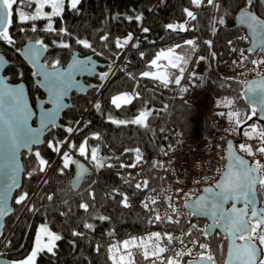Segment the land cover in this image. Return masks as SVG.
Instances as JSON below:
<instances>
[{
	"label": "trees",
	"instance_id": "1",
	"mask_svg": "<svg viewBox=\"0 0 264 264\" xmlns=\"http://www.w3.org/2000/svg\"><path fill=\"white\" fill-rule=\"evenodd\" d=\"M216 2L220 5L219 9L207 6L196 8L191 0H82L79 11L70 10L66 3L63 18H54L53 26L58 31L61 28L67 29L71 33L70 36L44 31L47 26L46 20L34 22L37 31L32 32L31 23L21 24L15 16L13 17L10 34L15 40V45L0 41V51L11 62L6 74L11 76L12 82L24 81L27 84L33 103L43 94L34 85L33 69L19 55L20 49L27 41L42 40L48 46L46 61L50 66L56 60H59L61 65H65L76 50H79L82 56L94 55L100 62L109 65L100 71V74L110 75L105 81L99 79L100 74L86 79L87 83L93 85L92 91L86 96L76 93L73 95V107L61 120L63 127H54L46 141L69 139L71 136L64 131L66 127L82 129L72 134V141L79 145L86 139L89 148L99 147L98 155L104 157L105 163L112 164L113 167L96 169L90 157H83L77 154L78 151L72 150L75 160L78 158L85 160L94 171L86 179L83 187L76 192L70 183L74 164L61 174L59 169L62 167V161L57 159L58 154L49 149L47 144L35 149L40 151L42 157L51 165L45 173L36 171L34 157L24 154L23 162L26 172L23 187L15 197L21 191L27 192L29 201L26 205H16L13 201L15 213L6 221L4 237V240L11 241V244L7 249L3 246L2 258L15 260L25 257L32 248L35 231L40 223L47 224L62 239L57 242L56 254L42 252L37 258V264H115L110 256L113 245L133 237H146L157 231L179 234L175 225L148 222L150 216L141 204L147 189L141 191L129 187L135 195L128 208L122 206L121 197L112 193V190L119 185L124 169H135L122 168L119 165L135 162L136 148L140 149L143 157L136 167L139 168L148 157L157 152L162 144L165 145L171 141L164 134L167 122L177 125L183 138L190 137L194 132L199 131L203 139L208 142L214 134L205 111L174 97L176 85L169 84L168 87H164L157 80L141 76V73L145 71H154V68L150 67L151 61L164 45L168 43H173L174 46L184 45L186 40L194 37L195 51L189 46H184L181 53L189 58L185 73L194 67L198 55L207 56L209 66L206 73L192 77V81L202 84L220 109L227 113L237 111L240 116L236 119L244 121L247 115L251 114L253 106L245 99V87L242 83L245 81L231 79L219 69L221 61L233 57L227 42L232 40L240 30L232 27V21L243 6V0H216ZM185 9L196 13L197 19L186 23ZM253 9L264 18L263 6L258 7L254 4ZM137 16L142 17V20L137 21ZM128 17L132 19L129 20ZM221 18L225 21L223 25L218 23ZM172 22H185L187 27L195 30H169L166 26ZM145 27L149 29V32H143L142 29ZM21 28L24 31H21ZM129 34L132 35V40L123 47H116V40L119 39L123 44ZM103 35H108L109 39L101 40ZM202 36H207L208 40L213 41L211 49L204 44ZM77 39L91 43L95 53L92 49L78 44ZM160 39H163L162 44H158ZM53 41L56 43L54 44ZM61 42L69 43L71 47L61 48L58 46ZM177 51L181 52L180 49ZM212 52L216 53L215 57L211 55ZM123 54L122 61L116 67L117 58ZM244 55L252 60L256 58V54L250 51H246ZM125 92H131L134 96L133 100L129 104L116 108L111 103L112 98ZM137 93L139 98H136ZM229 102L231 105L226 106ZM97 103L100 104L99 110L95 108ZM147 108L153 112L147 120V128L131 123L126 126L112 123L113 120L130 119ZM255 117L246 120V123L242 122L240 126L247 130L255 125L257 130H262L260 124L254 121ZM86 124L87 127H85ZM94 134H99L101 139L95 140ZM29 171L34 172L31 178L27 175ZM141 175L149 181L150 188L165 186L170 180L167 171L161 168L154 169L151 165H147L141 171ZM131 183L134 185L135 180L131 179ZM89 191H94V201L89 199ZM110 193L114 195V199L107 198ZM48 195L53 196L51 201L46 198ZM259 195L261 199H264V188H259ZM82 202L92 205L88 212L79 207ZM29 205H34L38 211H29ZM100 216L110 219L99 220ZM84 223H92L95 231L84 228ZM205 226L206 221L200 220L197 227L203 229ZM180 227L186 228L187 224L181 222ZM74 231L82 232L84 235L73 236ZM111 234L114 236L111 237ZM199 238L201 242L209 245L217 263L224 261L227 249V239L224 236L216 233L206 240L202 235ZM195 250L196 253L203 251L198 248ZM132 252L135 264H150V261L145 260L136 248H133ZM188 259L189 257H184L185 261Z\"/></svg>",
	"mask_w": 264,
	"mask_h": 264
},
{
	"label": "snow or ice",
	"instance_id": "2",
	"mask_svg": "<svg viewBox=\"0 0 264 264\" xmlns=\"http://www.w3.org/2000/svg\"><path fill=\"white\" fill-rule=\"evenodd\" d=\"M70 10L79 11V6L82 0H0V41L6 42L9 45H15V40L10 34V29L13 26V17L21 24L31 23V31L36 32L37 27L34 22L39 20H46L47 26L44 31L49 33H56L57 35L70 36L71 33L67 29L61 28L59 31L53 26L54 18H63L65 7ZM192 5L196 8L211 7L213 9H219L220 5L216 0H191ZM264 6V0H243V6L239 10L238 23L241 26L247 28V30L255 38L256 48L261 52H264V18L257 14L253 9V5ZM25 9L29 10L26 11ZM47 9V10H46ZM187 17L186 23H191L197 19V14L193 11L185 9ZM129 20L132 17H128ZM137 21H141L142 17L137 16ZM218 23L223 25L224 19H219ZM172 31H194V28L187 27L186 24L173 25L168 24L166 26ZM24 31L23 28L20 29ZM143 32H149L148 28H143ZM216 29L213 28L215 33ZM247 39L248 37H243ZM108 35H103L101 40L107 41ZM132 40V35L128 37L121 44L120 40H116V47H123ZM78 44L84 48L92 49L95 53V49L92 44L83 39H77ZM55 44L56 41H53ZM231 45L233 42L229 40L227 42ZM204 44L209 49L213 46L212 40L204 41ZM38 45V47H37ZM61 48H70L71 45L66 42H61L59 45ZM184 46H189L193 51L196 48V41L193 39L186 40L184 45L176 44L174 47L169 48L167 51H161L151 61L150 67L159 70L164 68L163 74H157L150 71L141 73L143 78H150L159 81L164 87H168L169 84L180 86L184 79V73L186 66L189 63V58L186 54H181ZM180 49L181 52H177ZM48 46L44 44L42 40H38L31 47L28 48L25 55L36 66L37 71L34 75L43 77L42 86L46 87L49 93L48 102L54 107L51 109L41 106V111L37 119L39 120L40 127L33 128L30 125V120L36 115L27 104L24 98V90L22 86H10L6 83V77L0 76V219L7 216L12 209L9 208L8 202L12 198V193L21 187L19 176L23 171V168L19 161V154L21 150H27L28 153L34 157V163L37 165L36 171L39 173H45L50 167V163L47 159L42 157L40 151H33L34 145H40L46 143L47 147L53 152L59 154L64 145H67V149L61 156L62 167L59 169L61 174L69 168L71 164H77L79 166V176L77 182L83 179L88 173V169L79 164V161L71 159L69 155L70 150H76L83 157H90V161L95 165L96 169H103L105 167L111 168L112 164L105 163L104 157L98 155L99 147H88V141L85 139L79 145L75 141L69 139L52 141H44L41 136L44 132L56 127V120L60 115L63 108L66 107L64 103L65 97L68 95V91L71 88L79 87V81L75 79V76L80 73H88L89 75L95 74V64L89 58L88 60L75 59L71 66L67 69H63L59 60H56L51 66L39 63L42 51H47ZM256 49H251L255 51ZM232 51L237 49L232 48ZM102 55V53H100ZM241 56H244L241 51ZM141 55H143L141 53ZM213 57L216 56L215 52H212ZM165 59L167 64L161 65L158 62L161 59ZM198 59L203 61L205 56H199ZM247 59V57H245ZM251 63L259 68L260 65H264V59L252 60ZM5 62L0 57V69H3ZM22 75V73L20 74ZM191 75H195L192 73ZM108 74H100L99 79L105 81ZM247 85L245 95L253 105L250 115H247L246 120L252 119L253 116L258 115L255 105L262 106L261 111H264V76H261L260 80H253L251 82H242ZM103 85H101L102 87ZM181 91L187 92V87H182ZM136 98H139L137 93ZM133 100V96L129 94L117 95L112 98L111 103L116 107H121V102L129 104ZM231 102L228 105L230 106ZM97 110L100 109V104H95ZM152 111H140L137 118L131 121H115L112 123L117 125H127L129 123L137 126L147 128L146 121L152 116ZM221 116H225L224 112L219 113ZM240 114L236 112L227 113V117L230 121H233L234 117H239ZM111 119V118H110ZM246 120L241 121L235 119L234 123L237 127L241 123H246ZM91 123L90 121L88 122ZM88 125L86 124L85 127ZM63 127V126H60ZM251 132H245L244 135L250 139L257 138L260 141V147L257 151L264 154V130L257 131L256 126H250ZM82 129L74 127H66L64 131L71 136L74 132L81 131ZM254 134V135H253ZM94 139L99 141L101 139L99 134H94ZM239 149L243 152L253 155L250 145L241 144ZM129 151V150H125ZM135 162L125 165L120 164V167L136 168L142 161L143 157L140 153V149L135 150ZM164 156L169 153L164 149H161ZM118 159V158H117ZM229 163L227 168L221 172L220 178L217 180L215 187L208 186L203 189V192L207 195H196L193 193H185L184 201L185 206L190 210V215L194 217L208 216L211 218L212 223L207 228H199L196 224L185 217L184 223L187 224L186 228L180 227L181 220L179 218V211L175 206V202L171 195H168L166 200L163 201V207H161V201L158 200V196L162 195L157 189L150 188L149 181L143 180V183L136 182L134 185L131 181H126L130 187H134L135 190L149 189L152 192H157V195L147 197L151 203L143 202L142 207L149 214V223L158 224H171L175 225L179 230V235H174L171 232H153L146 237L130 238L129 240L122 241L118 245H113V249L119 254L113 256L115 264H125L127 257V264H135L133 258L132 249L136 248L145 260L150 261V264H200V262H207V264H216V259L209 249L207 243H203L200 240L202 235L205 240L212 235L216 228L221 229L225 234V238L230 241L228 251L227 264H264V207L257 208V192L256 185L259 183L264 186V165H261L259 161H256L255 165L249 164L242 157L236 156L232 152V145L229 144ZM154 169L161 168L167 171L162 161H154L151 165ZM34 172L29 171L28 177L31 178ZM199 183V181H197ZM112 193L121 197L120 203L123 207H130L129 197L125 193H120L118 190L113 189ZM110 193L108 199H114V195ZM196 195L195 200H192V196ZM89 199L95 200L94 191L88 192ZM49 201L53 199L52 195L46 197ZM29 201V193L21 191L14 199L16 205H26ZM191 201V203H188ZM229 207H225L229 205ZM238 204H242V207H237ZM79 207L85 212H88L92 205L88 202L80 203ZM29 211H38L34 205L28 206ZM163 211V215H161ZM171 213V214H170ZM175 217V218H174ZM99 220H108L109 217L100 216ZM83 227L95 231L92 223H84ZM195 233V235H194ZM73 236H82L84 233L74 231ZM4 233L0 232V242L3 241ZM46 237V241L44 240ZM62 237L52 231L47 226H41L40 234L37 236L33 250L29 255L21 260H12L9 264H36L37 257L42 252L49 254H56V242L60 241ZM242 242V243H241ZM11 241L4 242L5 249L9 248ZM198 248L203 250L197 253L195 261H185L184 257H192L193 249ZM99 249L97 248V251ZM111 250V249H110ZM167 254V255H165ZM4 256V252H0V258Z\"/></svg>",
	"mask_w": 264,
	"mask_h": 264
},
{
	"label": "built area",
	"instance_id": "3",
	"mask_svg": "<svg viewBox=\"0 0 264 264\" xmlns=\"http://www.w3.org/2000/svg\"><path fill=\"white\" fill-rule=\"evenodd\" d=\"M243 37H248L246 31L239 30L231 40L233 43L230 45V51L233 54V57L221 61L219 63V69L225 76L231 79L247 81L256 75L264 74V65H260L259 68H257L251 63L252 59H249L245 55L241 56V51H243V53L248 51L247 48L249 45V38L244 39ZM201 39L202 41H207L208 37L202 36ZM172 47H174L173 43H168L163 46L165 49ZM232 48L237 49V51H232ZM123 57L124 54L117 58L116 67L120 64ZM245 57H247V59H245ZM256 57H258L257 61L263 59L260 52L256 53ZM189 79L191 81H189ZM182 87H187L188 91H181ZM174 97L185 100L189 104L205 111L214 130L212 138L208 142L205 141L199 131L194 132L190 137L183 138L181 137L179 127L167 122L164 134L166 138H169L171 141L165 145L162 144L157 152L148 157L139 168L124 169L116 190L120 193L127 194L130 204L132 202V197L135 194L134 191L129 190L130 186L126 181L134 179L135 183H143L145 178L142 177L141 171L147 165H152L154 161H162L168 169L167 173L170 176V180L165 186H155L151 188H155L159 193H162V195L157 197L161 203L166 200L168 195L172 196L175 206L179 211L181 222H184V218L187 217L191 223L198 226L200 219L190 215V210L185 206V201L183 199L184 194L193 193L198 195L204 187L214 185L217 182L227 163V142L229 140L235 141L239 153L248 158L251 165H255L256 161H259L261 165H264V154L257 151L258 147L261 146L259 139H250L244 134L242 137L239 136L238 131L240 126L237 127L234 123L235 118L233 121L228 119L227 112L217 106L216 101L208 90L202 84H197L192 81V75L189 70L185 73L181 85L177 86ZM221 112H224L226 115H219ZM73 135L69 138L70 141H72ZM241 144L250 145L254 154L249 155L248 153L241 151L239 149V145ZM66 149L67 145H64L58 156V160L61 159V156ZM161 149L168 151L169 154L164 156ZM261 171H264V169ZM197 181H199V183ZM259 188H264V186L259 185ZM155 195H157V192H152L147 189L142 201L150 204L151 201L148 200L147 197ZM196 195H193L192 198L196 197ZM161 215H163V211H161ZM6 241L7 239L5 242ZM3 245L4 244L0 246V252H2ZM209 249L211 250V248ZM196 255L197 253L194 248L193 256L189 257V259L196 258Z\"/></svg>",
	"mask_w": 264,
	"mask_h": 264
},
{
	"label": "water",
	"instance_id": "4",
	"mask_svg": "<svg viewBox=\"0 0 264 264\" xmlns=\"http://www.w3.org/2000/svg\"><path fill=\"white\" fill-rule=\"evenodd\" d=\"M263 8H264V6H263ZM238 16H239V11L236 13L235 18L232 21V27H234L235 29L245 30L246 31V34H247V36L249 38V45H248L247 50L250 51V52H252L253 54H256V53H259L260 52L261 55H262V57H263V59H264V52H261L258 48H256L255 38L252 37V34L247 30L246 27L241 26L238 23ZM36 41L37 40H35V39L27 41L22 46V48L19 51V55H20L21 59L29 67H31L33 69V75L32 76H33V81H34L35 87L38 88L42 92V94L44 95L43 97H37L36 100H35V103L32 102V99H31V96H30V92H29V88H28L27 84L24 81L12 82L11 81V76L9 74H6L7 70L10 68L11 62L7 58V56L0 51V57H2L3 60H4V62H5L4 68L3 69H0V76L6 77V83L8 85H10V86H22L23 87V90H24V98L27 101L28 107L36 114L32 118V120H30V125L33 128H39L40 127V123H39V120L37 119V117L40 114L41 106H43L44 108H47V109H51V108L54 107L51 103L48 102L49 93H48L47 88L44 87V86H42L43 77L34 75V73L37 71V68L31 62V60H29L28 57L25 55V53L27 52L28 48L31 47L33 44H35ZM162 41H163V39H160L159 42H158V44H162ZM37 47H38V45H37ZM251 49H256V50L255 51H251ZM46 57H47V51H42V55L40 57L39 63L48 65L46 63ZM89 58L91 59V61L96 66V68H95V74L89 75L88 73H80V74H78V75L75 76V79L77 81H79V87H74V88L69 89L68 95L64 99V103H65L66 107L61 110L60 115H59V117L56 120V125H57L56 128H62L60 126H63L62 123H61V120H62L64 114L69 109H71L73 107V101H72L73 95L76 93V94H79V95H82V96H86L90 91H92L93 85L91 83H87L86 82V79L92 78V77H95V76L99 75L101 69H105L106 67L109 66V65H107L105 63L100 62L94 55L82 56L80 54V51L79 50H76V51L73 52V54L70 57L69 61L65 65H61L63 69H67L69 66H71V64L73 63V61L75 59L88 60ZM261 76H264V74H262V75H256V76L248 79L247 82H251L253 80H260L261 79ZM244 87H245V89H244V93H245L246 92L247 85L244 84ZM245 99H246V101H247L248 104H250L251 106H253L251 104V102L249 101V99L246 97V95H245ZM255 107L258 109V115L254 118V121L255 122H258L260 124V126L264 130V111H261L262 106L259 105V104L255 105ZM53 128H51L50 130L44 132L42 134V136H41V139L44 140V141H46L47 137L52 133ZM244 131H245V128L243 126H240L239 127V131H238V134H239L240 137L243 136ZM230 143L232 145V152H233V154L236 155V156L242 157L249 164H251L250 161L248 160V158H246L244 155H242L241 153H239L235 141L229 140L227 142V144H226L227 163H226L225 168L223 169V171L227 168V165L229 163L228 156H229V144ZM45 144L46 143H42L40 145H34V146H32L33 147V151H35V149L42 148ZM24 154L30 155L27 150H23V149L21 150V152L19 154V161H20V164H21V166L23 168V171L21 172L20 176L18 177L19 178V181H20L21 187L19 189H16L12 193V198L9 199L8 206H9L10 209H12V211L7 216H5L4 218L0 219V232L4 233L3 241H4V237H5L6 221L11 216H13L14 213H15V207L13 206V201L15 199V195L23 187V180H24V175H25V172H26L25 167H24V162H23V155ZM77 161H79V164H83L89 171H88V173L86 174V176L83 179H81V180H79V182H77V178L79 176V166L77 164H74L73 165L74 171H73V176L71 178L70 183H71L72 189L74 191H76V192L79 191L83 187V185L85 184L86 179L89 178L92 175V172H93V168L85 160H83L81 158H78ZM215 185H216V183L214 185H210V186L215 187ZM259 185H260L259 183L256 185V187L258 189V192H257V200H258V203L256 205L257 208L264 207V199H261L260 198V195H259ZM206 187H208V186H206ZM206 187H204V188H206ZM198 195H207V194L204 193L203 190H202ZM195 198L196 197L192 198V200H195ZM188 203H191V201H188ZM229 206H230V204L229 205H226L225 207H229ZM242 206H243L242 204H238L237 205V207H242ZM196 218H198L200 220H205L206 221L205 228H207V226L212 223L211 218L208 217V216H198ZM216 233H219V234H221L224 237L226 236V234L221 229H219V228H216L213 231L212 235H215ZM212 235H210V236H212ZM113 236H114V234H111V237H113ZM1 244H2V242H0V246H1ZM229 246H230V241L227 239V249H226L225 259L221 263H217V261H216V264H227ZM10 261H12V260L7 259V258H0V264H9ZM187 261H190V262L191 261H195V258L188 259ZM200 264H207V262H200Z\"/></svg>",
	"mask_w": 264,
	"mask_h": 264
},
{
	"label": "rangeland",
	"instance_id": "5",
	"mask_svg": "<svg viewBox=\"0 0 264 264\" xmlns=\"http://www.w3.org/2000/svg\"><path fill=\"white\" fill-rule=\"evenodd\" d=\"M47 10V9H46ZM170 24H173V25H180V24H186L185 22L184 23H175V22H172V23H170ZM186 26H187V24H186ZM191 39H193L194 40V37L193 38H191ZM38 41V40H37ZM169 48H167V49H165V48H161L159 51H158V53H157V55L161 52V51H167ZM178 52V51H177ZM199 56H205V55H198L197 56V60H196V63H195V65H194V67L191 69V74L192 73H194L195 75H192V77H194V76H199V75H203V74H205L206 73V71H207V69H208V66H209V61H208V58H207V56H205L206 57V59L205 60H203V61H200L199 59H198V57ZM255 60H258V57H256L255 58ZM46 63H47V61H46ZM159 64H161V65H164V64H167V61L165 60V59H161L159 62H158ZM48 64V63H47ZM49 65V64H48ZM50 66V65H49ZM154 73H157V74H163L164 73V68H160L159 70H157V69H155L154 68V71H153ZM109 74H108V76H107V79L109 78ZM122 94H129V95H131V96H133V94L131 93V92H125V93H121V94H118V95H122ZM115 96H117V95H115ZM114 96V97H115ZM133 98H134V96H133ZM124 103L123 102H121V106L123 105ZM142 111H151L150 109H144V110H142ZM232 112H236L237 113V111H232ZM137 116H138V114L137 115H135V116H133L132 118H130V119H123L124 121H131V120H133V119H135V118H137ZM235 119H236V117H234ZM116 121H120V120H116ZM146 123H147V121H146ZM263 130V129H262ZM257 131H260V130H257ZM245 132H251V129H247V130H245L244 131V133ZM254 135V134H253ZM246 136V135H245ZM62 150V149H61ZM61 153V152H60ZM59 153V154H60ZM58 154V155H59ZM77 154H79V152H77ZM69 155H70V157H71V159H73V160H75V156H74V153L70 150L69 151ZM41 226H47V228L50 230V231H52V232H54V233H56V234H58L57 232H55V231H53L47 224H45V223H40L38 226H37V228H36V231H35V235H34V240H33V245H32V248H31V250L29 251V253L28 254H26L25 255V257L27 256V255H29L30 253H31V251L33 250V247H34V243H35V240H36V238H37V236L40 234V228H41ZM59 235V234H58ZM9 237V236H8ZM46 237H44V240L46 241ZM6 240V239H5ZM5 240H4V242H5ZM4 242L2 243V244H4ZM58 242V241H57ZM57 242H56V245H57ZM1 244V245H2ZM4 246V245H3ZM41 254V253H40ZM39 254V255H40ZM119 254H123L122 252L121 253H117V251L115 250V249H113V252L110 254V256H111V259H112V257L113 256H117V258H118V255ZM38 255V256H39ZM25 257H23V258H21V259H24ZM38 258V257H37ZM21 259H15V260H21ZM126 259H127V257H126ZM36 264H37V262H36Z\"/></svg>",
	"mask_w": 264,
	"mask_h": 264
},
{
	"label": "flooded vegetation",
	"instance_id": "6",
	"mask_svg": "<svg viewBox=\"0 0 264 264\" xmlns=\"http://www.w3.org/2000/svg\"><path fill=\"white\" fill-rule=\"evenodd\" d=\"M43 96H44V95H43ZM43 96H42V97H43ZM39 97H40V96H39ZM76 160H77V159H76Z\"/></svg>",
	"mask_w": 264,
	"mask_h": 264
},
{
	"label": "bare ground",
	"instance_id": "7",
	"mask_svg": "<svg viewBox=\"0 0 264 264\" xmlns=\"http://www.w3.org/2000/svg\"><path fill=\"white\" fill-rule=\"evenodd\" d=\"M93 172H94V171H93ZM93 172H92V173H93Z\"/></svg>",
	"mask_w": 264,
	"mask_h": 264
},
{
	"label": "crops",
	"instance_id": "8",
	"mask_svg": "<svg viewBox=\"0 0 264 264\" xmlns=\"http://www.w3.org/2000/svg\"><path fill=\"white\" fill-rule=\"evenodd\" d=\"M190 72H191V70H190Z\"/></svg>",
	"mask_w": 264,
	"mask_h": 264
}]
</instances>
